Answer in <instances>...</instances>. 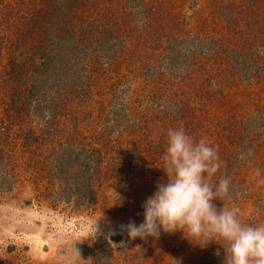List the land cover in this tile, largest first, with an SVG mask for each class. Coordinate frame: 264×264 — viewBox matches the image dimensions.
Here are the masks:
<instances>
[{"label": "rangeland", "instance_id": "1", "mask_svg": "<svg viewBox=\"0 0 264 264\" xmlns=\"http://www.w3.org/2000/svg\"><path fill=\"white\" fill-rule=\"evenodd\" d=\"M181 125L264 223V0H0V264H224L121 229Z\"/></svg>", "mask_w": 264, "mask_h": 264}, {"label": "clouds", "instance_id": "2", "mask_svg": "<svg viewBox=\"0 0 264 264\" xmlns=\"http://www.w3.org/2000/svg\"><path fill=\"white\" fill-rule=\"evenodd\" d=\"M221 162L206 138H194L183 125L167 130L163 167L167 181L143 203V222L121 225L131 239H158L161 232L182 233L201 248L223 241L224 264H264V223L246 222L241 210L228 202L231 180L214 178ZM215 201L223 202L218 207Z\"/></svg>", "mask_w": 264, "mask_h": 264}]
</instances>
